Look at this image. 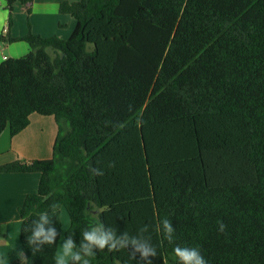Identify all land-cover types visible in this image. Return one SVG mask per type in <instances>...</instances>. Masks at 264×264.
<instances>
[{"label": "trees", "instance_id": "obj_1", "mask_svg": "<svg viewBox=\"0 0 264 264\" xmlns=\"http://www.w3.org/2000/svg\"><path fill=\"white\" fill-rule=\"evenodd\" d=\"M33 1L5 0L9 25ZM59 12L75 20L67 39L0 35L31 47L0 64V136L34 114L59 126L51 159L0 166L40 175L19 209L23 264H54L63 238L79 244L97 222L118 235L150 225L153 264H178L176 246L208 264H264V0H79ZM52 204L70 226L53 217L56 245L33 255L25 230ZM164 218L172 243L155 231ZM138 259L105 249L91 264Z\"/></svg>", "mask_w": 264, "mask_h": 264}, {"label": "crops", "instance_id": "obj_2", "mask_svg": "<svg viewBox=\"0 0 264 264\" xmlns=\"http://www.w3.org/2000/svg\"><path fill=\"white\" fill-rule=\"evenodd\" d=\"M65 1L79 0H34L30 7V14L20 3H17L13 14V24L9 25L10 12L7 10L5 0H0V35L20 39L32 31L43 37L58 35L64 39L69 38L74 29L75 20L71 16L60 14V5ZM30 51L31 47L25 41L1 43L0 64L9 58H22ZM33 116L29 127L17 136L12 137L8 130L1 134L0 166L17 159L31 161L52 158L49 143L45 141L47 138L43 132L44 127L49 123L45 124L41 119ZM39 184L40 175L37 173H0V251L6 253L7 264H13L20 257L19 252L22 247L19 209L28 195L38 192ZM67 223L68 229L70 220H67ZM67 229L64 228V231ZM62 243L63 239L60 244Z\"/></svg>", "mask_w": 264, "mask_h": 264}, {"label": "clouds", "instance_id": "obj_3", "mask_svg": "<svg viewBox=\"0 0 264 264\" xmlns=\"http://www.w3.org/2000/svg\"><path fill=\"white\" fill-rule=\"evenodd\" d=\"M114 162L108 164L109 168L114 167ZM95 176L102 177L105 173L99 167L90 169ZM60 208L58 204H52L49 211H43L38 214V218L31 221L25 232L30 233L27 236V243L30 246L33 255L41 252L45 245H56V240L60 233L57 231L53 223V217L60 222L63 220L64 228L67 229L66 218H58L57 211ZM150 225L141 226L135 233L125 230L121 234H117L114 227H106L102 222H97L82 232V239L79 244L73 238V235H67L63 243L57 247L54 254V264H91V258L95 257L98 251L107 249L109 252L127 250L132 259L137 264H153L152 258L159 255L158 248L152 243L150 235H146L150 231ZM226 225L218 222V230L223 233ZM175 227L173 223L164 218L155 225L157 233H163L164 238L172 243L174 240ZM174 255L178 264H208L205 257L201 254L198 247H180L176 246ZM20 261L23 264L27 260L24 252H19ZM0 264H7L6 253L0 251Z\"/></svg>", "mask_w": 264, "mask_h": 264}, {"label": "rangeland", "instance_id": "obj_4", "mask_svg": "<svg viewBox=\"0 0 264 264\" xmlns=\"http://www.w3.org/2000/svg\"><path fill=\"white\" fill-rule=\"evenodd\" d=\"M64 32H66V30H64ZM33 117H37L38 119H41L42 122H44L45 124L47 122L49 123L48 125H46L44 127L45 129H43V132H44V136L47 138V139L44 138L45 141L49 143V150H50V154H51V157H52L54 142H55L56 136H57V134L59 132V129H58L59 126H58V124L56 122V119L54 117H42V116H39L37 114H35ZM65 122L67 123V121H65ZM41 128H42V124H41ZM41 128H40V130H41ZM44 136L42 134V137H44ZM61 218H66V220L69 221V217H68V214H67L65 209L62 210ZM63 240H64V238H63Z\"/></svg>", "mask_w": 264, "mask_h": 264}, {"label": "built area", "instance_id": "obj_5", "mask_svg": "<svg viewBox=\"0 0 264 264\" xmlns=\"http://www.w3.org/2000/svg\"><path fill=\"white\" fill-rule=\"evenodd\" d=\"M5 31H7V29Z\"/></svg>", "mask_w": 264, "mask_h": 264}]
</instances>
